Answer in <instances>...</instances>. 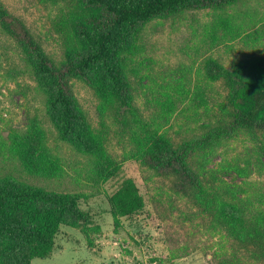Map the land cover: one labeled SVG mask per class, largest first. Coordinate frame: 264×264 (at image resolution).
<instances>
[{
  "label": "rangeland",
  "instance_id": "374dc122",
  "mask_svg": "<svg viewBox=\"0 0 264 264\" xmlns=\"http://www.w3.org/2000/svg\"><path fill=\"white\" fill-rule=\"evenodd\" d=\"M0 4L20 18L59 62L66 49L78 43L73 22L85 24L79 19L86 12L77 19L65 0H0ZM136 45L121 56L133 91V109L103 106L83 77L70 75V90L89 120L93 142L99 144L88 153L60 138L21 47L0 27V176L80 193L81 208L92 216L90 244L79 229L61 226L51 256L35 258L31 264H264L209 230L201 217L192 219L188 211L194 210L172 189V178L141 165L139 151L151 121L175 144L204 137L208 131L204 124L229 122L228 88L208 71H235L264 60V0L187 8L154 19L141 28ZM260 134L264 132L221 134L214 144L193 150L198 158L208 153V169L230 166L219 177L239 186L244 190L241 196H246L264 187V154H252L257 144L264 146ZM32 136H37L53 175L31 173L23 165L19 154L23 151L16 144ZM102 164L117 168L111 179L100 176ZM124 179L134 181L145 206L139 214L117 220L109 212L107 197ZM261 207L264 210V203Z\"/></svg>",
  "mask_w": 264,
  "mask_h": 264
},
{
  "label": "trees",
  "instance_id": "16d2710c",
  "mask_svg": "<svg viewBox=\"0 0 264 264\" xmlns=\"http://www.w3.org/2000/svg\"><path fill=\"white\" fill-rule=\"evenodd\" d=\"M78 19L73 33L79 48L66 49L64 60L51 57L42 44L20 19L0 4V27L21 47L26 63L36 77V88L46 100L50 117L60 138L81 151L94 152L89 120L77 103L69 86L70 75L83 77L103 106L133 109L134 96L121 56L136 42L142 27L154 19L170 16L183 9L223 6L235 0H65ZM94 18V19H91ZM96 25V26H95ZM94 26V27H93ZM211 65V64H210ZM213 80L223 79L228 88L226 117L229 122L213 125L199 140L175 144L147 123L143 142L139 144L141 165L156 175L171 177L172 189L186 197L188 214L201 217L205 227L215 230L225 241L242 247L250 257L264 260V187L246 196L239 186H230L219 177L230 166L208 169L205 152L198 158L195 148L214 144L221 134L245 131L257 136L264 132V60L235 71L217 68L208 71ZM226 108V107H225ZM225 108L221 115L224 117ZM39 136L38 134H35ZM29 135L25 138H27ZM37 136L18 141L23 165L31 172L53 175L52 166L40 152ZM264 139V134H260ZM253 149V148H252ZM264 154L257 144L252 154ZM47 161V160H46ZM47 167V168H46ZM105 181L116 172L114 164L98 166ZM238 174L240 169L232 167ZM80 193L50 190L25 183L11 176H0V264H31L35 258L51 256L61 226L79 229L88 244L92 216L81 208ZM109 212L117 220L142 212L145 203L133 180L124 179L117 190L107 197ZM191 213V214H190Z\"/></svg>",
  "mask_w": 264,
  "mask_h": 264
}]
</instances>
